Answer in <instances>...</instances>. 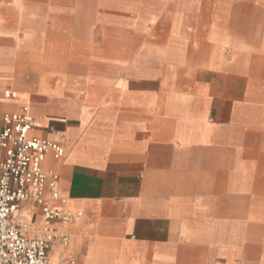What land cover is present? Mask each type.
I'll use <instances>...</instances> for the list:
<instances>
[{
  "label": "crops",
  "instance_id": "1",
  "mask_svg": "<svg viewBox=\"0 0 264 264\" xmlns=\"http://www.w3.org/2000/svg\"><path fill=\"white\" fill-rule=\"evenodd\" d=\"M115 1L124 15L104 29L105 65L124 78L98 96V84L66 92L65 56L24 28L22 0H0V128L29 108V136L65 149L43 169L83 214L55 223L70 242L50 264H264V0ZM34 93L54 107H35ZM21 218L38 229L40 206Z\"/></svg>",
  "mask_w": 264,
  "mask_h": 264
},
{
  "label": "built area",
  "instance_id": "2",
  "mask_svg": "<svg viewBox=\"0 0 264 264\" xmlns=\"http://www.w3.org/2000/svg\"><path fill=\"white\" fill-rule=\"evenodd\" d=\"M16 99L12 91L2 94ZM35 127L30 110L22 106L17 112L4 113L0 128V264H50L49 251L58 244L67 246L70 237L55 228V223L74 224L83 214L66 209V200L58 191V175L44 170L47 155L54 160L65 156L64 147L55 141L30 137ZM48 190V204L45 193ZM27 204H38L41 226L21 218ZM57 264H76L68 258Z\"/></svg>",
  "mask_w": 264,
  "mask_h": 264
},
{
  "label": "rangeland",
  "instance_id": "3",
  "mask_svg": "<svg viewBox=\"0 0 264 264\" xmlns=\"http://www.w3.org/2000/svg\"><path fill=\"white\" fill-rule=\"evenodd\" d=\"M115 3V0H22L18 15L24 28L38 32L43 36L42 43L49 44L54 54L65 56L57 67L64 77L66 92L81 95L86 88L98 84L101 86L96 87L97 95L107 96L111 93L107 86L115 79L124 78V71L111 70L105 65L111 54L105 44L109 37L104 29H113L114 21L124 15ZM124 43L117 34V52L112 57L118 61L125 59L123 48L119 49ZM140 44V40L134 39L130 46L138 51ZM43 50L46 49L43 47ZM180 73L177 72V80L181 79ZM201 76L204 74L197 72L194 78ZM32 100L38 108L54 107L44 94L34 93Z\"/></svg>",
  "mask_w": 264,
  "mask_h": 264
}]
</instances>
